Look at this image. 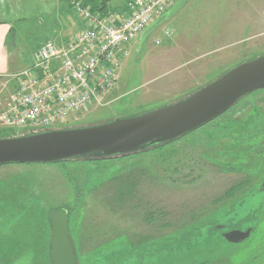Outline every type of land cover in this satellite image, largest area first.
I'll return each mask as SVG.
<instances>
[{
	"label": "rangeland",
	"instance_id": "rangeland-1",
	"mask_svg": "<svg viewBox=\"0 0 264 264\" xmlns=\"http://www.w3.org/2000/svg\"><path fill=\"white\" fill-rule=\"evenodd\" d=\"M224 1L188 0L142 45L140 34L115 91L60 128L157 110L264 55V0ZM70 3L56 18L13 23L8 52L18 71L46 41L84 29ZM13 86L10 75H1L0 90ZM12 175L22 184L8 188ZM228 191L235 193L226 197ZM0 206V264H51L50 218L60 208L70 213L79 264H264V89L147 152L0 167ZM232 230L251 234L233 242L225 236ZM14 231L23 238L13 241Z\"/></svg>",
	"mask_w": 264,
	"mask_h": 264
},
{
	"label": "built area",
	"instance_id": "built-area-1",
	"mask_svg": "<svg viewBox=\"0 0 264 264\" xmlns=\"http://www.w3.org/2000/svg\"><path fill=\"white\" fill-rule=\"evenodd\" d=\"M177 1L128 0L121 10L102 14L72 0L84 29L63 42L46 41L28 67L10 75L12 91L0 90V129L24 134L57 129L90 106L103 105L132 42ZM170 31L165 28V36Z\"/></svg>",
	"mask_w": 264,
	"mask_h": 264
},
{
	"label": "water",
	"instance_id": "water-1",
	"mask_svg": "<svg viewBox=\"0 0 264 264\" xmlns=\"http://www.w3.org/2000/svg\"><path fill=\"white\" fill-rule=\"evenodd\" d=\"M188 0H178L141 33H150L178 12ZM264 89V55L245 61L194 93L157 110L106 123L57 128L0 138V166L9 164L61 163L63 161L129 155L170 143L230 110L245 96ZM53 264H79L69 233L68 211L51 213ZM251 230H232L233 242L248 238Z\"/></svg>",
	"mask_w": 264,
	"mask_h": 264
},
{
	"label": "crops",
	"instance_id": "crops-1",
	"mask_svg": "<svg viewBox=\"0 0 264 264\" xmlns=\"http://www.w3.org/2000/svg\"><path fill=\"white\" fill-rule=\"evenodd\" d=\"M66 1L67 0H0V75H4V76L11 75V71L13 70V73H15L16 69L18 68L11 61L9 55L10 53L8 52V37L10 36V33L14 28L13 23H16L21 20H26L28 18H32L34 16H35L34 18H36V16H41L39 17L38 20L44 18L43 16H46V18H50V19L56 18L57 16H59V12L60 11L62 12V10L64 9V5ZM127 1L128 0H119L117 4L116 3L112 4L110 1V5L113 7L123 8ZM213 1L215 2L216 0ZM226 1L230 2V0H226ZM238 1L247 2V0H234V2H238ZM219 9H223L221 4ZM235 10L236 7L234 6V11ZM228 13L230 14V12ZM80 23H81L80 29L81 28L83 29L84 24L81 19H80ZM56 35L60 36L59 33H57ZM70 35L71 33L64 37H61V39L59 37L54 40L65 41L67 40L66 38H68ZM10 67L13 69L10 70ZM4 166L6 167V165L0 167H4ZM57 171L59 172L61 170L58 169ZM20 176L21 175H12L10 177H7L6 180L11 179L12 177H16L18 179Z\"/></svg>",
	"mask_w": 264,
	"mask_h": 264
},
{
	"label": "trees",
	"instance_id": "trees-1",
	"mask_svg": "<svg viewBox=\"0 0 264 264\" xmlns=\"http://www.w3.org/2000/svg\"><path fill=\"white\" fill-rule=\"evenodd\" d=\"M72 1V0H71ZM82 1V3L87 7V6H89L90 8H91V10L93 11V12H100V13H102V14H106L108 11H110V10H114V11H118V10H121L122 8H119V7H113V6H111L110 4H109V1L110 0H81ZM71 4V3H70ZM71 7H72V9H73V11L75 12V14L76 15H78L79 17H80V19L83 21V19L81 18V16L74 10V8H73V6H72V4H71ZM257 57V56H256ZM253 58H255V57H253ZM252 58V59H253ZM251 60V59H250ZM11 69H13V68H11L10 67V70ZM23 70V69H22ZM18 72H20V71H16L15 73H18ZM13 73V70L11 71V74ZM15 73H13V74H15ZM0 77H1V75H0ZM229 111V110H228ZM229 124H231V122H229ZM237 126H238V124H237ZM203 127V126H202ZM232 127H234V126H232ZM245 131V130H244ZM17 131L16 130H10V129H0V138H4V137H12V136H17V135H20V134H18V132L16 133ZM189 134V133H188ZM187 135V134H186ZM183 137V136H182ZM177 140V139H176ZM160 147V146H159ZM156 148H158V147H155V148H149V149H146V150H142V151H139V152H135V153H131V154H129V155H123V156H115V157H112V158H109V159H115V158H124V157H128V156H131V155H134V154H137V153H140V152H147V151H150V150H152V149H156ZM108 159V158H107ZM88 160H95V161H97V160H104L103 158H97V159H95V158H90V159H88ZM63 162H68V161H63ZM67 176H68V174H67ZM20 181V180H19ZM19 181H17V178L16 177H12L11 179H9V180H7L6 182V185H7V187L8 188H11L13 185V182H15V183H21V182H19ZM22 184V183H21ZM73 187H75V185L73 186ZM237 187V186H236ZM18 191V190H17ZM235 192H230V191H228L227 193H226V197L227 196H231V195H233ZM219 201V200H218ZM217 201V202H218ZM0 208L1 209H3V207L2 206H0ZM12 208V207H11ZM7 209H10V208H7ZM67 209V208H66ZM68 211V210H67ZM51 212V211H50ZM70 218V213H69V211H68V219ZM51 219V218H50ZM0 225H3V222L0 220ZM10 236H11V239H13L14 238V240L13 241H16V240H18V239H22L23 238V234L20 236V231L17 233V231H14L13 233H10ZM50 241H51V239H50ZM50 248H51V246H50ZM51 252L49 251V254H50ZM49 261H50V263L51 264H53L52 263V260H51V257H50V255H49ZM225 262V261H224ZM211 262L210 261H207V262H203V263H201V264H210ZM216 264H219V261L216 259ZM225 264H227V262H225Z\"/></svg>",
	"mask_w": 264,
	"mask_h": 264
},
{
	"label": "bare ground",
	"instance_id": "bare-ground-1",
	"mask_svg": "<svg viewBox=\"0 0 264 264\" xmlns=\"http://www.w3.org/2000/svg\"><path fill=\"white\" fill-rule=\"evenodd\" d=\"M225 113H226V112H225ZM225 113H224V114H225Z\"/></svg>",
	"mask_w": 264,
	"mask_h": 264
}]
</instances>
